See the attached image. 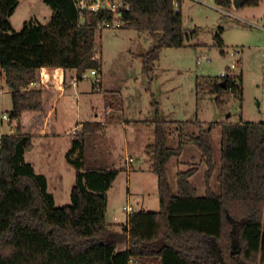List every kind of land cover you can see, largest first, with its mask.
Listing matches in <instances>:
<instances>
[{
    "label": "trees",
    "instance_id": "trees-1",
    "mask_svg": "<svg viewBox=\"0 0 264 264\" xmlns=\"http://www.w3.org/2000/svg\"><path fill=\"white\" fill-rule=\"evenodd\" d=\"M231 1L214 0L222 8L231 7ZM128 2L123 28L148 32L155 41L141 55L142 72L149 75L162 49L185 46L179 0ZM44 3L52 10L46 24L28 20L15 31L9 18L18 0H0V69L11 98L8 114L15 122L14 133L0 137V264H129L133 257L157 264H264V122L220 124L218 159L211 138L216 123L189 137L207 167L205 193L199 196L189 180L196 167L178 170L174 185L169 180L167 163L181 156L182 133L177 147H169V126L175 122L156 111L154 140L144 152L157 176L159 206L128 215L123 251L116 250L117 233L106 222L107 192L119 171L84 165L83 138L96 131V124H83L72 139L64 156L75 171L70 204L55 206L46 176L24 155L33 136L55 132L67 72L100 70L94 53L96 24L111 16L98 13L80 23L72 0ZM258 4L249 0L245 5ZM216 40L222 47L219 35ZM199 86L198 81L196 90ZM207 86L217 104L224 103L225 92L242 100L234 75Z\"/></svg>",
    "mask_w": 264,
    "mask_h": 264
},
{
    "label": "rangeland",
    "instance_id": "rangeland-1",
    "mask_svg": "<svg viewBox=\"0 0 264 264\" xmlns=\"http://www.w3.org/2000/svg\"><path fill=\"white\" fill-rule=\"evenodd\" d=\"M178 10L182 16L185 46L162 49L149 75L142 72L141 63V54L155 44L148 32L124 29L123 26L95 31L94 53L102 59L100 85L97 88L93 85L94 77L86 70L81 87L89 92L81 99L73 95L72 104L58 108V130L63 135L34 142L40 146L43 144V148L44 144L49 146L51 143L55 163L62 170L63 182L54 191L55 206L70 204L75 171L66 164L64 154L78 133L71 128L80 121L91 120L95 112L104 115L107 104L111 103L115 109L106 115H114L121 123L125 121V126L121 123L107 125L105 133L98 134L99 137L85 134L84 165L86 168L110 166L119 171L108 192L111 211L115 209L119 214L124 213L123 206H130L135 211L140 209L141 193L145 194L147 211H156L159 206L157 176L138 171L145 161H149L144 152L145 132L135 129L137 123L153 119L156 111L161 119L188 122L187 125H171L168 146L172 148L178 145L179 133H182L183 141L189 142L191 135L216 123L211 138L218 159L222 136L220 124L264 122V0L258 6L239 8L232 5L222 8L214 0H179ZM51 15L52 10L44 0H18L9 20L13 29L20 31L25 21L46 24ZM216 35L220 36L222 47L218 46ZM234 59H240L238 67L231 72L240 80L242 100L238 101L225 92L221 96L224 103L217 104L208 93L207 85L219 81V76L228 71ZM1 73L0 69V135L13 134L15 122L10 125L1 117L11 107L9 90ZM198 81L201 86L196 90ZM191 146L200 153L194 144ZM129 156L135 160L126 163L125 158ZM198 158L192 151L186 152L180 158L183 164L180 170L195 167ZM175 161L173 157L167 163V176L173 185L180 165L179 162L176 166ZM47 176L51 192V174ZM200 178L198 175V185H202ZM143 259L148 258L134 257L136 263ZM150 261L155 263L152 259Z\"/></svg>",
    "mask_w": 264,
    "mask_h": 264
},
{
    "label": "crops",
    "instance_id": "crops-1",
    "mask_svg": "<svg viewBox=\"0 0 264 264\" xmlns=\"http://www.w3.org/2000/svg\"><path fill=\"white\" fill-rule=\"evenodd\" d=\"M259 3H262V0H259ZM97 60H99L100 65H101L100 70H98L97 72L100 76V79L102 80V59H101V57H97ZM155 62H154V64H155ZM153 68H154V66H153ZM75 73H76V70H70L66 74V86H65V89L62 91L59 102L56 106V112H57L56 117H57V119H56L55 132L52 134H40V135L33 136L32 137V146L27 149V151L25 152V155H24L25 160L33 165V167L37 173H40V174H43L46 176L48 183H49V176H47V175L51 174V193L53 194L54 199H55V194H54L55 192L54 191H56L58 189V187L61 186V183L63 182L62 170L60 171L57 167V164L55 163L56 158H55L54 147H53V145H51V143H49V146H47L48 145V143H47L46 145L44 144V148H43L42 147L43 144H42V146H40L41 144H39V143L35 144L34 142H35V140L49 139L50 137H51V139H53V138H58V137L62 136L63 132H60L58 130V108H59V106L60 107L62 106L63 108L67 107L68 105L73 103L72 102V98H74V97H72L73 95H78V97L81 99L84 96V94L89 92L88 91L89 89L84 90L81 87L83 80H79L75 87L74 86H73V88L70 87V86H72L70 83L71 77ZM210 96L214 98L213 95H210ZM114 109H115V106H113L111 103L107 104L105 106L104 115H100V114L95 112L94 116L91 120L88 119V120L78 122L74 127L71 128V131L75 130V129L78 130V132L81 131L83 124H96L97 125L96 131L93 133H87V134H94V135L96 134L98 137H99L98 134H100V136H101V134L105 133L107 125H114L117 123H121V122H118L116 120V118H114V115H110V116L106 115V114L113 112ZM9 110L10 109H8V111ZM111 116H113V118ZM105 118H107V119L105 120ZM153 119H144L140 123H137V125L134 126L135 129H137V130L143 129L145 132L144 138H143V140L145 141L144 150H145L146 146L150 145L154 140L153 125L151 123ZM166 121H172L175 123L183 122V121L174 120V119H168ZM127 123L128 122H126V124ZM175 123L172 125L178 126V124H175ZM121 124L125 126V121H123ZM170 128H171V125L169 126V129ZM71 131H69V133ZM170 131H171V129H170ZM4 134H6V133L1 134L0 137ZM99 142H101V141H99ZM33 143H34V145H33ZM70 145H71V143L69 144V146ZM191 145H192V143L183 141V145H182L183 152H182L180 157L176 158V161H175L176 166L180 162V165H178L179 168L178 169L176 168V169H177V171L180 170L181 165H183L180 158H182V156L186 152L192 151L193 153H195L196 156L199 157L198 160L196 161L197 165L195 166L197 168V172L189 180L197 188L198 195L202 196L205 193L204 173H205L207 167H206V164L203 160L201 153H196V151L193 149V147ZM64 156H65V154H64ZM130 158L132 159V161L135 160V158H132L131 156H129L128 158H125V162L127 163ZM191 158H193V156H191ZM190 163H193V161L191 160ZM186 165H188V164H186ZM148 167H150V164L145 161L143 168H142V166H140L138 171L151 174L152 172L150 171V168H148ZM103 168L114 169V168H111L110 166H105ZM198 175H201V177H202V178H200V179H202V185L201 184L198 185V183H197L198 182L197 181ZM108 192H109V190H108ZM108 192H107V194H108ZM128 192H129V190H128ZM140 195L142 196V202L140 205V209H138L136 211L132 209L133 212H137L140 210L147 211L145 198L143 197L145 194L141 193ZM126 196H127V200H128L130 197L129 193ZM123 207H125V206H123ZM127 207H130V206H127ZM127 217H128V214L125 211H124V213H120V214L115 209H113L111 211L110 201H109V196H108L106 222H107V224L111 225L112 229L117 233V236H116V240H117L116 250L117 251H123L126 249V242H127V236L126 235L127 234L122 229H123V226H125L127 223ZM151 262H153V261H150L148 259H145V260L143 259V261L136 263L134 261V257H133V258H131L129 264H150ZM154 264H157V263L155 262Z\"/></svg>",
    "mask_w": 264,
    "mask_h": 264
},
{
    "label": "built area",
    "instance_id": "built-area-1",
    "mask_svg": "<svg viewBox=\"0 0 264 264\" xmlns=\"http://www.w3.org/2000/svg\"><path fill=\"white\" fill-rule=\"evenodd\" d=\"M72 2L77 11L80 23L88 21L91 16L98 13H108L111 16L110 19L99 20L96 24V30L122 28L124 24L122 16L125 12L130 10V3L128 0H72ZM173 5L176 8L177 2H174ZM262 28H264V26ZM239 62L240 59H234L228 67V71H225L219 77L222 78L227 75H233L231 71L238 67ZM88 70L90 75L94 77L93 85L97 88L100 85L99 74L96 69ZM85 71L80 74H77L76 72L71 77L70 83L72 86L75 87L79 80L86 77ZM1 117L2 120L8 122L10 125H13V120L10 118L8 113H3ZM12 129L15 130V125ZM73 133H75V131ZM129 161H132V159L130 158ZM123 211H125L128 215L133 213L132 208L127 206L123 207Z\"/></svg>",
    "mask_w": 264,
    "mask_h": 264
},
{
    "label": "water",
    "instance_id": "water-1",
    "mask_svg": "<svg viewBox=\"0 0 264 264\" xmlns=\"http://www.w3.org/2000/svg\"><path fill=\"white\" fill-rule=\"evenodd\" d=\"M249 0H232L231 2V5L234 7V8H239L243 5H245ZM221 85L224 87L225 86V82L222 81L221 82ZM232 254H236V251H233Z\"/></svg>",
    "mask_w": 264,
    "mask_h": 264
}]
</instances>
